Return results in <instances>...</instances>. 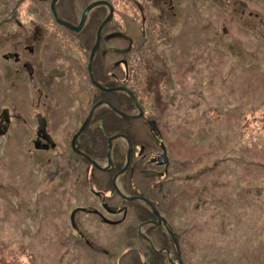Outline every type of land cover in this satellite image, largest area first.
<instances>
[{
  "label": "rangeland",
  "instance_id": "374dc122",
  "mask_svg": "<svg viewBox=\"0 0 264 264\" xmlns=\"http://www.w3.org/2000/svg\"><path fill=\"white\" fill-rule=\"evenodd\" d=\"M51 1L0 0V21L12 19L10 23L0 28V42H2L0 49L11 47L18 37L20 39L23 36L18 30L21 27L13 21L17 19L22 27L29 31L31 37L29 40L39 42L37 48L39 52H44V57L79 59L82 65L81 75L74 73L71 76V83L60 82L63 87L57 98L62 100L59 103L61 106L55 103L57 98L54 97L53 82L57 81L58 77L61 81L62 76V72L58 71L53 76L48 73L46 80L41 75L35 81L36 87L42 86V90L51 93V96L45 98L42 94L41 97L20 95L19 102L13 103L19 106V109L13 114L15 120L12 129L6 135H0V238L10 248H15L19 244L29 245L33 261L30 263L27 261V264H125L124 258L117 253L122 250L125 243L110 246L100 240L89 249L80 246L75 241L77 239H72L70 243L64 242L73 222L70 213L76 205L91 203L100 208V201H103V194L96 196L87 187H83L81 195L72 199L70 197L72 194H65L66 191L69 194L73 191L70 187L71 181L68 180L70 170H64L63 173L65 165L68 169L74 165L71 164L75 160L71 157V138L87 116L91 105L100 97H92V92L89 93V90L94 91V88L90 84L86 69L88 56L95 43L94 38L86 39V42L88 41L86 45L80 31L58 24L51 13ZM93 1L97 0H87V3ZM85 2L84 0L83 3ZM108 2L115 6V10L113 18L100 31L101 44L96 51L97 59L100 63L104 60L106 67H112V63L122 58L126 59L119 68L122 67L126 73L130 71L127 79L130 85L135 84V89L140 86L136 89V94L144 103L141 107L146 113L152 111V107L153 110L156 108L158 113L164 112L166 100L161 98L162 92L170 95L171 102L180 107L175 113L180 115L174 117L172 135L166 134L160 127V131L164 134L162 139L172 141L171 145L169 142L166 145L170 158L183 164L184 168L181 169L187 173L197 172L203 167H213L209 172L207 191L214 192L211 196L202 193V198L209 202L205 211L207 215L201 214L204 230L197 233L201 235L198 241L202 242L198 244L191 239L183 242L187 257L184 254L181 255L182 258L178 256L179 264H198L196 259L204 253L209 254L208 251H211V248L215 249V246L223 249V253L216 252L215 257L230 261L236 257L240 248L248 244L251 247L256 245L257 250L256 247L253 250L262 251L263 241L259 242L258 239L254 241L252 237L257 236V229L262 232L264 229L259 227L260 222L256 220L255 223V220L250 218L253 216L248 215L244 209L251 210L254 201L256 203L260 198L249 192V189L254 185L264 187V158L259 159L262 165L253 171L251 178L244 175L232 161L223 157L228 156L238 164L237 159L245 146L241 140L250 146L247 148L251 150L250 154L259 153L264 157V133L259 135L246 132L238 128L235 122L237 116L235 110L238 108L240 98L256 96L259 101L264 98V96L260 97L264 95V0H168V2L108 0ZM98 5L96 12L99 17L92 18L100 21L108 15L109 7L103 6L104 4ZM55 9L57 13L60 12L56 6ZM83 10L79 9L69 18L61 17L59 13L58 15L62 20L76 26L80 22L78 19ZM90 10L88 13H91ZM11 13L15 16L10 17ZM140 20L143 22L142 32L137 27ZM76 21L78 22L75 23ZM119 24L124 25L126 31L133 35V40H126L116 48L119 45L117 42L105 40L104 37L115 33L112 27ZM237 24L242 30L249 31L236 33ZM34 25L42 29V34L37 40L32 39ZM251 29L255 33L251 32ZM94 36L96 38V35ZM156 38H160L161 41L154 46ZM149 39L153 41L148 43ZM42 44H44L43 48ZM102 49L106 50L105 55L102 54ZM117 49H121L122 52ZM177 61L178 70L174 74V80L180 82H164L167 77L166 72L176 67L173 65ZM72 63H74L72 66L79 64L76 61ZM38 80L46 82L43 84ZM81 89L86 90V96L82 95L78 98L74 94ZM87 93L90 95L88 96ZM183 94L186 96L179 97ZM7 98L10 101L14 99V97ZM5 99L0 97V101ZM221 99H227L231 103V108L222 112L216 106L222 102ZM195 103L197 106L194 107ZM170 106L174 108L172 104ZM172 108H169L168 114H172ZM196 109L202 112V115H198ZM38 111L47 117L48 132L50 134L52 132L54 137L51 135L56 143L44 151L35 149L33 143ZM130 113L135 115L137 108L132 109ZM219 114L222 118L221 122L214 118ZM144 119L145 117H142L141 120ZM136 128L141 132L145 131L139 126ZM116 132H112L114 134L111 136L124 134L130 141L128 144L126 138L122 137L112 140V143L117 141L124 153L121 165L123 168L128 147H131V156L132 153L136 155L138 145L134 143L135 140L131 141L126 133ZM141 139L144 142L148 138L145 135ZM200 157L201 160L195 164L194 161ZM192 162L195 164L193 168H185ZM98 163L103 167L107 161L102 158ZM214 164L218 165L213 166ZM111 165L113 160L108 167ZM115 167L117 169L116 165ZM73 169L76 170L75 173H79L80 165ZM119 171L113 175L112 184L115 189L128 195L123 189V181L120 180V175L124 171L118 173ZM98 174L95 171V176L88 185L101 190V187L95 183ZM116 174L118 175L115 180ZM198 183L204 184V181L200 179ZM122 193H119L120 196L126 198ZM189 193V198L185 195L189 200L186 201L190 206L189 212L178 214L177 219H174L177 222L185 221L186 218L191 219L193 216L191 212L195 213L191 205L196 202L197 193ZM215 196H219L216 201ZM113 197H115L113 204L121 199L117 195ZM42 205L45 207L42 208ZM155 209L166 221V225L160 224H163L167 230L170 229L164 214L156 206ZM212 209L221 212L225 219L214 221L210 213ZM251 229H254L255 236L249 233ZM102 231L105 234H113L109 236L114 237L115 240L119 239L113 230L102 229ZM171 233L170 236L179 249L180 243L172 230ZM109 236L103 235L104 238ZM188 248L193 250L190 252ZM40 254L46 255V263L41 261L44 256L39 258ZM169 256L171 257L170 254ZM168 264H172L171 259ZM203 264H206L205 261Z\"/></svg>",
  "mask_w": 264,
  "mask_h": 264
},
{
  "label": "trees",
  "instance_id": "16d2710c",
  "mask_svg": "<svg viewBox=\"0 0 264 264\" xmlns=\"http://www.w3.org/2000/svg\"><path fill=\"white\" fill-rule=\"evenodd\" d=\"M83 1L84 0H57L55 2V6L57 10H60L58 13L61 17L69 18L73 17L79 9L83 10L89 3H87V0H85V3H83ZM112 6L115 10V6L113 4ZM98 7L99 5L90 10V14H92V16L96 15L99 17L98 12H96ZM133 18L136 19L137 17ZM107 24L104 27H106ZM137 27L140 32H142L143 22H141V20L138 21ZM94 29H96V26ZM112 29L115 33L105 35L104 38L105 40H114V43L117 42L119 45H117L116 48L122 45V42H126V40H133V35L126 31L124 25L119 24L112 27ZM251 32L255 33L254 31ZM83 35H86L89 40H92L95 35V30L93 33L87 32L83 33ZM143 39L146 40L145 37H143ZM156 39V41L154 40V46L156 43L161 41L160 38ZM152 41L153 40L149 39L148 43ZM257 44L259 45L258 40ZM252 45L253 44L251 43V46ZM117 50L122 52L121 49ZM117 50L116 52H118ZM105 53H107L106 50L102 49V54L105 55ZM123 60L126 59L122 58L117 62L112 63V67H106L104 60L100 63L96 55L94 62L95 77L106 87L118 85L128 87L133 91L140 105L143 106L144 103L136 94V89L140 86L135 89V84L130 85L129 80H127L129 79L130 71L129 73H126L125 70L123 71L122 67L119 68V65L122 62H125ZM127 63H129V60ZM175 65L176 67L172 68L173 70L171 69V71L166 72L167 74L165 73L167 77H165L164 82L179 81L177 79L174 80V74H176L178 70V61L173 66ZM168 66L170 65L168 64ZM132 74L134 77V73ZM149 84L152 86L154 85L153 83ZM92 87L94 88V91L89 90L90 93L92 92L91 95L95 93L97 94L92 97L105 99L125 113L131 114L130 111L136 108L129 95L124 91H103L95 86ZM142 88L144 90V85ZM88 94L89 93H87V95ZM82 95L86 96V90L83 91L81 89L78 98ZM169 96L170 95L165 92H162L161 98L166 100V105H168V107L165 105L163 110L164 112L158 113L157 109L154 108L153 110L152 104H150L152 111L146 113L143 110L142 116L128 120L124 119L119 113L113 111L110 107L101 105L95 110L90 123L87 125L84 132H82V134L77 138L76 143L79 149L86 152L98 163L99 159L102 158H105L107 161L108 139L114 134L112 132L117 133L116 131H118L119 133H126L131 141H136L134 142L138 145L136 155L134 153L131 154L126 170L120 175V180L124 183L123 189L127 192V194L149 199L158 208V210L164 214L169 228L172 230L178 243H180L179 249L176 248L167 228L163 224L158 225L155 223L156 217L147 203L124 198L120 196L118 191L113 186L112 177L122 168V157L124 156L120 145L116 143L117 141L112 143L111 148V159L113 160V165L103 171H99L86 158L81 157L74 152L71 153V157L75 158V160L71 158L73 160L71 164L74 165L71 169H68L65 165L63 173H65L64 170H70L68 180L71 181L70 187L73 188V191L70 192V194L66 191L65 194H72L70 197L75 199L77 198L76 196L81 195L80 192L83 191L81 189L83 187H87L88 190L96 196L103 194V201H100V208L96 207V204L92 205L91 203L76 205L70 213L73 217V222L71 224L72 228L70 227L68 234L66 236L64 235V242L67 241L70 243L72 239H77L75 241L78 242L80 246H86L89 249L93 248V244L100 240L107 242L110 246L125 243L122 250L117 252L120 257L124 258L125 264H168L170 259L172 264H179L178 256L184 254L187 257L184 249L185 245H182L183 242L187 239H191L198 244L202 242L198 241V238L201 239V235H197V233L204 230L202 226L201 214L207 215L205 211L207 210L206 206L209 203L205 198H202V193L204 192L206 195L210 194L211 196V194H213L212 192H214L207 191L209 172L213 167H203L197 172L187 173L184 169H181L184 168L182 166L183 164L178 163L174 160V158H170L166 145H168V142L171 145L172 141L170 139L166 141L162 139L164 134L160 131V127L166 134L172 135L174 130V117H176V115H180V113H175L180 109V107L173 104ZM185 96L186 94H183L179 97ZM263 96L264 95L260 97ZM170 104H172L174 108H172ZM195 106H197L196 103L194 104V107ZM216 106L224 112L225 110L231 108V103L227 101V99H223L222 102ZM237 106L238 108L235 110L237 112L235 122H237L238 128L246 130V132L259 135L264 133V98L259 101L256 96L243 97L238 100ZM169 108H172V114H168ZM196 113L198 115H202V112L197 109ZM142 117H145L143 121L141 120ZM168 118L170 120H168ZM214 118L220 122L222 120L220 114L216 115ZM136 126L144 128L145 131L141 132V130H138ZM145 135L148 139L143 142V139L141 138L145 137ZM243 141L244 140H241L242 144H245V146L243 148L241 147L243 152L240 153V156L237 159L238 164H236V161L228 156L223 157V159L228 158V160L232 161L244 175L253 178V171L256 170L258 166L262 165L259 159L262 158L263 160L264 157H262L259 153L250 154L251 150L247 149L250 148V146ZM200 160L201 157L195 160L194 163L197 164ZM221 163H223V161H221ZM195 164H193V162L189 163L185 166V168H193V165ZM79 165L80 172L75 173L76 170L73 168H77ZM115 165L117 166V169ZM216 165L218 164H214L213 166ZM95 171L99 173L98 178L95 179V183L101 187V190H96L94 187L88 185L91 184V178L95 176ZM199 176L201 177L198 178ZM200 179L204 181V184L198 183ZM189 192H192V194L197 193L196 202L194 205H191L192 209L194 208L195 213L191 212L193 214L191 219L186 218L185 221L181 220L177 222V220L174 219H177L178 214L189 212L190 206L186 202H189V200L185 197V195H187L188 198L190 197ZM249 192L256 194L260 198L256 203L254 201V205L251 210H244L247 211L248 215L253 216L250 218L254 219L255 223L256 220L259 221V227L264 229V187L254 185V187L249 189ZM114 195L121 198L120 201L115 204L112 203L116 197H113ZM218 198L219 196H215L214 200L216 201ZM79 203L81 204L82 202ZM220 203H222V201H220ZM44 207L45 206L42 205V208ZM178 209L181 210L178 211ZM210 213L214 221L222 218L225 219V216L221 212L214 211L212 209ZM78 215H81V217ZM102 229L113 230L116 232L119 239L115 240L114 237L109 236L113 234L103 233ZM249 233L252 236L256 235V233H254V229H251ZM103 235H108L109 237L104 238ZM252 238H254V241L258 239L259 242L263 241L264 243V232L257 229V236ZM255 247L256 245L251 247L248 244L247 246L240 248L241 250H238L236 257L230 261L228 259L222 260L221 258L215 257L217 254L216 252L223 253V249L215 246V249L211 248V251L207 250L209 254L204 253L196 260L198 261V264H203L204 261L206 264H264V245L262 247L263 250L258 252L255 251L257 250V247L256 249ZM30 249L31 247L26 244H19L15 248H10L6 246L0 238V264H27V261L30 263V261H33V255L31 254ZM188 249L190 252L193 250L192 248ZM104 253H106V251H104ZM42 255L43 254H40L39 258ZM43 256L44 257L41 261L46 263V255ZM180 258H182V256ZM36 263H38V261Z\"/></svg>",
  "mask_w": 264,
  "mask_h": 264
},
{
  "label": "flooded vegetation",
  "instance_id": "af4514ba",
  "mask_svg": "<svg viewBox=\"0 0 264 264\" xmlns=\"http://www.w3.org/2000/svg\"><path fill=\"white\" fill-rule=\"evenodd\" d=\"M105 1L108 2V0H105ZM165 2H168V0H165ZM89 3H91V2H89ZM110 4L112 5V3H110ZM168 4L170 6V2ZM103 6L108 7V5H105V4ZM89 13L84 18L82 27L79 30L80 35H82L81 38L83 39V41L85 42L86 45H88V44H87L85 39L89 40V38H87L86 35H83V33H87V32L93 33L95 30V35H96L99 24L105 18V17H103L101 22H99L98 19H93L92 18L93 16L90 15ZM255 15L257 16V14H255ZM14 16H15L14 14H12V13L10 14V17H14ZM81 16H82V13L79 16L78 21L81 20ZM94 16H96V15H94ZM11 21H12V19H8V18L3 19L2 22L0 21L1 22L0 28L2 26H4L5 24L10 23ZM13 21L16 23V25L21 27L18 30H20L22 32L23 36H21L20 39L18 37V39L15 40V43L11 47H9L7 49H0V51H1L0 52V97L6 98L5 100L0 101V135H6L10 131V129H12V126H13V123L15 120V116L13 114L15 111L17 113V110L19 109V106H15V105H13V103L17 104L19 102L20 95H25L26 97H41L40 95L42 94V96H44L45 98H48L49 96H51V93H46L42 90L43 89L42 86H39V87L35 86L36 78H40V76L43 75V77L46 80V78L48 77V73L51 74V76H53L57 71L62 72L61 81L58 77V80L55 81L56 80L55 79L54 80L55 82H53V83H55L54 97L57 98V95L60 92H62L61 88L63 87V85L60 82H62V83L64 82L65 84L71 83V76L74 73H76L77 75L80 76L81 71H82V65L80 64L79 59L44 57V55H45L44 52L43 53L39 52V49L37 48L39 42L29 40L31 37L29 35V31L27 30V28H23L21 23L17 19H14ZM78 21H76L75 23H77ZM95 26H96V29H94ZM240 31L247 32L249 30H247V31L242 30V28H240V26H238V24H237L236 33L240 32ZM250 31H252V29ZM41 34H42V29L40 28V26L34 25L33 26V32H32V39L37 40L38 37L41 36ZM95 39L96 38L94 36V41H95ZM1 45H2V42H0V47H1ZM99 45H100V41H99ZM43 47H44V44H42V48ZM37 49H38V51H37ZM96 55H97V53L95 52L93 59H92V63H91V69H92V73H93L94 77H95L94 62H95V56ZM50 61H51V67H50ZM73 61H76L79 64L72 66V64H74V63H72ZM88 61H89V56H88ZM88 61H87V65H88ZM87 65H86V69H87ZM87 74H88L89 81H90V76H89L88 70H87ZM95 79H96V77H95ZM45 80H42V81L38 80V82L45 84V82H46ZM78 83H79V81L77 82V84ZM90 84L92 86H94L91 83V81H90ZM122 86H124V85H122ZM104 87H106V86H104ZM107 87H114V86H107ZM17 89H20V90H17ZM101 90L109 91V90H104V89H101ZM19 91H21L22 93H25V94H20ZM75 91L77 92L78 90H75ZM80 91H78L74 95L78 96ZM114 91H118V90H114ZM88 95H90V94H88ZM96 95L97 94L95 93L92 96H96ZM7 97H9L10 99H11V97H14V99H11L13 101H10ZM54 97L52 96V98H54ZM60 101H62V100L57 98L55 100V103L58 106H61V104H59ZM37 113H40L42 116H44L45 126H44V130H39L37 117H36L37 128H36L35 138L33 139V143H34L35 149L44 151V150L50 149L56 143H55V140L53 139L54 135L52 134V132H51V134L53 135V137L48 132L49 128H48L47 117L45 115H43V113L40 111H38ZM93 115H94V113H93ZM93 115H92V117H93ZM92 117H91V119H92ZM91 119H90V121H91ZM90 121H89V123H90ZM86 127H85V129H86ZM46 136H50V142L49 143H47L48 139ZM77 138H76V140H77ZM76 140H75V146L77 149H79L77 147ZM70 149H71V152H74V150L71 147V142H70ZM79 150L82 151L81 149H79ZM82 152H84V151H82ZM84 153L87 154L86 152H84ZM75 154H77V153H75ZM77 155H79V154H77ZM79 156H81V155H79ZM91 160L95 161L94 159H92V157H91ZM91 160H89V161L91 162ZM108 168L109 167L107 166L106 169H108ZM106 169H102V170H106ZM128 195L131 197H134V195H131V194H128Z\"/></svg>",
  "mask_w": 264,
  "mask_h": 264
},
{
  "label": "water",
  "instance_id": "95a60500",
  "mask_svg": "<svg viewBox=\"0 0 264 264\" xmlns=\"http://www.w3.org/2000/svg\"><path fill=\"white\" fill-rule=\"evenodd\" d=\"M56 1H57V0H52V1H51V4H50V7H51L50 9H51V12H52L53 18L55 19V21H56L58 24H61V25L67 26V27H69V28H71V29H73V30H75V31H79V30L81 29L82 24H83V21H84V18L86 17L88 11H89L91 8H93L94 6H96V5H98V4H106V5H108V7H109L108 15H107V16L102 20V22L99 24V28L97 29V34H96L95 43H94V45H93V47H92V49H91V51H90V54H89V61H88V65H87V70H88V73H89V76H90V81H91V83H92L94 86H96V87L99 88V89H104V90H109V91L121 90V91L126 92V93L130 96V98H131L132 102L134 103L135 107L137 108V113H136L135 115H131V114H128V113H125V112L119 110L118 108H116L114 105H112L110 102H108V101L105 100V99H100V100L96 101V102L90 107L87 116L85 117V119H84L83 122L80 124L79 128L77 129V131L74 133V135H73L72 138H71V147H72V149L74 150L75 153L81 155L82 157H84V158H86V159H88V160H91V157H90V156H88L87 154H85L84 152H82V151H80L79 149L76 148V146H75V140H76V138L79 136V134H81V133L84 131L85 127H86L87 124L89 123V121H90V119H91V117H92V115H93V113H94V111H95V109H96L97 107H99V106H101V105H106V106L110 107L113 111L119 113L124 119H131V118H137V117H140V116L142 115L143 111H142V107H141V105H140L139 102L137 101V98L135 97V94L133 93V91H132L131 89H129V88L126 87V86H122V85H118V86H114V87H104L101 83H99V82L95 79V77H94V75H93V73H92L91 63H92L93 56H94V54H95V52H96V50H97V48H98V45H99V41H100V39H99V38H100V31H101V29L104 27V25H105V24H106V23L112 18V15H113V6H112L109 2H107V1H105V0H97V1H93V2L89 3V4L84 8V10L82 11V16H81V20H80L79 24L76 25V26H72L69 22H66V21L62 20V19L59 17V15H58V13H57V11H56V9H55V2H56ZM36 117H37V122H38V129H39V130H44V126H45V118H44V116H42L40 113H37V114H36ZM119 135H120V136H119ZM46 137H47V139H48V140H47V143H49V142H50V136H46ZM116 137H123V138H126V141L128 142V144H129V142H130V141L128 140V138L125 137L123 134H122V135H121V134H116V135H114V136L109 137V139H108V145H107V164H106V166H103V167H102V166H100L99 164H97L95 161H92V160H91L92 164H93L95 167H97L98 169H106L107 166L110 165V164L112 163V160H111V147H112V140H113L114 138H116ZM130 153H131V147H128V150H127V152H126V163H125V166H124V167H123L118 173H121V172H123V171L126 170V168H127V166H128V163H129V161H130ZM92 159H93V158H92ZM117 175H118V174H116L115 177H114L115 180H116V176H117ZM116 189H117V188H116ZM117 191H118L119 193H122V192H120L118 189H117ZM122 195H124L126 198H128V199H130V200H143L144 202H146V203L151 207V209H152V211H153V214H154L155 217L157 218V220H156L155 223H156V224H158V223H159V224H160V223H164V224L166 225V221L161 217V215L159 214V212L155 209V206H154L151 202H149L146 198H143V197H137V196L131 197V196L126 195V194H123V193H122ZM168 231H169V234H172L170 229H168ZM173 237H174V236H173ZM174 242H175V241H174ZM175 246H176V248L178 249L176 242H175ZM166 251H168V250H166Z\"/></svg>",
  "mask_w": 264,
  "mask_h": 264
},
{
  "label": "bare ground",
  "instance_id": "6f19581e",
  "mask_svg": "<svg viewBox=\"0 0 264 264\" xmlns=\"http://www.w3.org/2000/svg\"><path fill=\"white\" fill-rule=\"evenodd\" d=\"M112 16H113V15H112ZM105 25H106V24H105ZM105 25H104V26H105ZM156 219H157V218H156Z\"/></svg>",
  "mask_w": 264,
  "mask_h": 264
}]
</instances>
